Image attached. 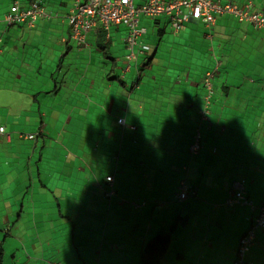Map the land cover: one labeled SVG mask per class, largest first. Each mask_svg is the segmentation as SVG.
<instances>
[{
    "label": "crops",
    "instance_id": "obj_1",
    "mask_svg": "<svg viewBox=\"0 0 264 264\" xmlns=\"http://www.w3.org/2000/svg\"><path fill=\"white\" fill-rule=\"evenodd\" d=\"M32 2L46 13L33 27L3 22ZM232 3L264 15V0ZM72 5L0 0V264L14 238L40 254L54 244L45 264H142L147 240L166 230L162 264H232L257 210L227 199L242 183L255 207L264 201V29L224 13L173 32L167 16H142L148 50L126 70L125 27L98 24L78 47ZM183 181L193 195L179 202ZM32 253L24 264H42ZM244 264H264V230Z\"/></svg>",
    "mask_w": 264,
    "mask_h": 264
},
{
    "label": "built area",
    "instance_id": "obj_2",
    "mask_svg": "<svg viewBox=\"0 0 264 264\" xmlns=\"http://www.w3.org/2000/svg\"><path fill=\"white\" fill-rule=\"evenodd\" d=\"M136 0H73V5L67 17L71 30V38L78 47L85 45L86 35L95 30L99 24L102 29L108 31L111 26L122 25L126 29L124 41L128 51L126 59L129 69L130 61L136 53H143L148 50V46L140 41L144 30L139 26L140 17H158L165 15L168 17L173 32H178L183 25L189 21H200L207 27L214 24L215 14H229L239 21H246L257 28L264 29V15L258 11H251L250 3L238 6L232 3V0H145L143 3L136 4ZM46 16L42 6L32 2L26 7H20L18 3L10 6L9 10L3 16V22L6 25L26 24L33 27L37 20ZM213 72H207L203 76V96L204 108L200 111V119L208 120L209 106L213 97ZM119 124H123L122 119H118ZM132 129H135L133 126ZM5 135L4 127H0V137ZM28 139H33L34 135H27ZM202 134L196 130L193 136V142L188 151L191 155L197 154L202 147ZM106 180L113 182V176H107ZM187 184L183 181L179 184L175 198L183 202L189 198ZM113 191L106 192L107 197H111ZM230 205L242 203L244 205L256 208L257 215L252 226L240 238L236 252V258L233 264H244L247 253L251 250L258 230H264V201L261 205L255 207L253 202L245 194V186L240 183L235 186L234 191L227 199Z\"/></svg>",
    "mask_w": 264,
    "mask_h": 264
},
{
    "label": "trees",
    "instance_id": "obj_3",
    "mask_svg": "<svg viewBox=\"0 0 264 264\" xmlns=\"http://www.w3.org/2000/svg\"><path fill=\"white\" fill-rule=\"evenodd\" d=\"M178 219L180 222L182 221L181 223L183 224L185 218H178ZM171 233H172V230H168L165 232H159L155 236L147 240L145 247H144V251L142 253V256H143L142 264H162V260L166 256L169 246H170ZM235 258H236V255H235ZM233 261H232V264H233Z\"/></svg>",
    "mask_w": 264,
    "mask_h": 264
},
{
    "label": "rangeland",
    "instance_id": "obj_4",
    "mask_svg": "<svg viewBox=\"0 0 264 264\" xmlns=\"http://www.w3.org/2000/svg\"><path fill=\"white\" fill-rule=\"evenodd\" d=\"M125 66L126 67L128 66L127 59H126ZM166 231H168V230H166ZM162 232H165V231H162ZM13 233H14V229H13ZM22 233H23V231L20 229V230L15 231L14 235H16V238H19V239L23 238L25 240L24 235ZM4 246L7 248V250H9V252H10L9 248H14V258H11L10 256H8L6 254L5 255V260L2 261V264H24L25 260L27 259L28 256L29 257L33 256L32 252H35L36 256L39 255V257H37V258L43 260L41 262H42V264H45L47 262H50L48 254H49V252L51 250V247H55V245L52 244V245L49 246V250H48L47 249L48 247L44 245L43 253L40 254L39 246H32V247L28 246L27 249H25L22 245H20V243L18 245L16 244V239L15 238L12 241L7 239ZM37 264H41V263H37Z\"/></svg>",
    "mask_w": 264,
    "mask_h": 264
},
{
    "label": "clouds",
    "instance_id": "obj_5",
    "mask_svg": "<svg viewBox=\"0 0 264 264\" xmlns=\"http://www.w3.org/2000/svg\"><path fill=\"white\" fill-rule=\"evenodd\" d=\"M199 153V152H198Z\"/></svg>",
    "mask_w": 264,
    "mask_h": 264
}]
</instances>
